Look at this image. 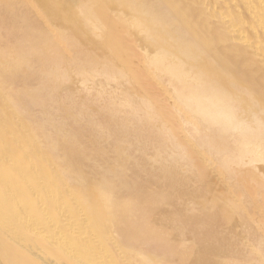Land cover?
<instances>
[{
  "label": "bare ground",
  "instance_id": "1",
  "mask_svg": "<svg viewBox=\"0 0 264 264\" xmlns=\"http://www.w3.org/2000/svg\"><path fill=\"white\" fill-rule=\"evenodd\" d=\"M0 264H264V0H0Z\"/></svg>",
  "mask_w": 264,
  "mask_h": 264
},
{
  "label": "rangeland",
  "instance_id": "2",
  "mask_svg": "<svg viewBox=\"0 0 264 264\" xmlns=\"http://www.w3.org/2000/svg\"><path fill=\"white\" fill-rule=\"evenodd\" d=\"M70 59L71 60H79L80 59V57L78 56V55H75V56H70ZM143 79H141L140 81L142 82V84H141V89L142 90H145V91H148L149 89H154L155 90V92H157V95H155L154 94V96H152V97H145V96H149V95H144V97H139L140 96V94L138 93L139 91H134V92H137V94H135L134 92H132L131 94H129L128 95V93H126L127 92V90H128V87L130 86V85H133L135 82H133V80H132V82H127L126 84L124 83V84H122V85H117V86H107L108 87V89H107V87H106V84H105V86H104V84H103V87H101V88H103V89H100V90H102V92L100 91V96H99V94H98V98L100 99V100H110V99H113L117 104L119 103V104H123L124 102H128V103H132L133 105H138V106H136L137 107V109H139L140 107H142L140 104H144V102L145 103H147V102H150L149 104L147 103V105H149L148 107H149V110H148V112L146 111L145 113H143V112H138L137 113V111H136V108H131V109H133V111L131 110V111H129V114H127V116L128 117H130L129 118V124H131V125H136L139 121H140V125L142 126V124H143V126L145 127H148V128H144V129H141L142 131H144V132H148V133H146V134H149L151 137H152V135H153V133H154V135L153 136H155V135H157V133H159V131H158V129H157V126H154V127H152L151 126V124H150V121L149 120H151L152 118H153V120L152 121H154L155 119L156 120H158V117H162V119L161 118H159V121H160V119H161V123H160V125L162 124L163 125V127H162V125H161V127H160V125H159V128L162 130V129H164V130H169L170 131V127L169 126H171V124L172 123H174L173 124V126H172V128H171V130L172 131H177V127H175V125L177 126V111L179 110V109H177V97H163V95H160L159 93H158V90H160L161 88V86H159L158 84L156 85V81H159L160 80V75H155V76H153V78L152 79H150V77H148L147 79H149V81H147L144 77H142ZM146 83H145V82ZM53 81H51L50 83H52ZM148 82V83H147ZM132 83V84H131ZM145 83V84H144ZM129 84V86H127ZM162 84V83H161ZM106 87V88H105ZM126 87V88H125ZM147 90H146V89ZM107 89V90H106ZM110 89V90H109ZM111 89H114V91L113 90H111ZM103 90H105V91H103ZM119 93V92H121L120 93V96L118 95V93H116V91ZM141 91V90H140ZM106 92V93H105ZM108 92V93H107ZM116 93V94H115ZM71 93H69V94H67V95H65L66 97H67V99L66 98H64L63 99V101L64 102H67V101H70V100H72L73 101V99H71L72 97H79V96H77V95H73V94H71ZM117 95V96H114V95ZM123 94V95H122ZM124 94L126 95V96H129V97H124ZM65 96H63V97H65ZM114 96V97H113ZM122 96V97H121ZM42 97H46V95L45 96H42ZM69 97V98H68ZM96 97V98H97ZM97 98V99H98ZM61 100V99H60ZM95 100V99H94ZM147 101V102H146ZM94 102H96V101H94ZM101 102V101H100ZM130 103V104H131ZM131 104V105H132ZM142 104V105H143ZM140 106V107H139ZM139 107V108H138ZM162 108V109H161ZM148 109V108H147ZM159 109V110H158ZM161 109V110H160ZM151 112V113H150ZM147 113V114H146ZM148 113H149V115H148ZM145 116H149V117H145ZM145 118H146V120H145ZM70 119L71 118H69V116L68 115H63V116H61V118L58 120L59 122H67V121H70ZM164 119V121H168V122H164V124H163V120ZM143 120H145L144 122H143ZM173 121L172 123H171V121ZM91 121H86V122H84V124H85V126L83 125L81 128H83V129H85V128H87V125H89V123H90ZM136 122V123H135ZM143 122V123H142ZM147 122L149 123V124H147ZM135 123V124H134ZM146 123V124H145ZM170 125H169V124ZM176 123V124H175ZM165 124H167V125H165ZM139 125V129H140V126ZM148 125V126H147ZM150 126V127H149ZM155 128V129H154ZM153 129H154V132H153ZM157 129V131H155ZM75 130V132L73 133V131ZM78 132V129H71L69 132H61V133H58V135H57V138H58V140H61V141H66V140H68V138H69V136H72L73 134H78L77 133ZM153 132V133H152ZM157 132V133H156ZM69 133V134H68ZM152 133V134H151ZM174 134H176L175 132H173ZM50 134H53V133H50ZM64 134H65V136H64ZM79 135V134H78ZM82 135V134H81ZM177 135V134H176ZM175 136V135H174ZM169 136V137H167V138H163V139H160V141H158V144H156L157 145V147H165V146H167V145H172V146H174L176 143L175 142H177V137L175 136ZM65 138V139H64ZM175 138H176V140H175ZM42 142H45V140L44 139H40ZM61 141H60V143H61ZM56 143H58V142H56ZM166 143V144H165ZM169 143V144H168ZM174 143V144H173ZM155 145V143H154V146H156ZM163 145V146H162ZM60 146V145H59ZM152 158V156H150L149 157V159L151 160V162H153V160H156L155 159V156H153V158L154 159H151ZM222 193H224L223 195H222ZM223 196H227L228 197V195H227V193H225L224 191H222L221 193H219L218 194V197H220V198H217V197H215V199L214 200H216V202L214 201L213 203L214 204H216V206H221L220 208L222 209V210H227L228 208L227 207H229V206H231V203H229L228 202V200L226 201V203H224V201L223 200H221L222 199V197ZM217 198V199H216ZM222 202V204L220 205V203ZM219 204V205H218ZM229 204V205H228ZM219 208V207H218ZM218 209V211H217V214L219 213V214H221V212L220 211H222L221 209ZM227 208V209H226ZM192 213V215H194V214H196V211H193V212H191ZM194 213V214H193ZM190 214V213H189ZM246 224V225H245ZM243 226H242V231L245 233V229L247 228V229H249L250 228V226L251 225H249L248 223H245ZM247 226V227H246ZM251 230V229H250ZM118 234V233H117Z\"/></svg>",
  "mask_w": 264,
  "mask_h": 264
}]
</instances>
